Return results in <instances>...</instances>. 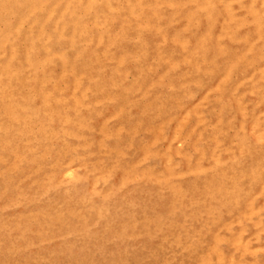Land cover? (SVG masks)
<instances>
[{"label":"rangeland","instance_id":"374dc122","mask_svg":"<svg viewBox=\"0 0 264 264\" xmlns=\"http://www.w3.org/2000/svg\"><path fill=\"white\" fill-rule=\"evenodd\" d=\"M104 3L107 28L90 7L76 39L67 5L65 26L50 9L38 49L33 14L0 22V264H199L213 237L219 253L207 264H264V170L243 169L264 156V107L218 99V77L193 82L186 57L161 39L138 55L146 41L133 21L122 36L119 4L86 0ZM10 25L15 39H5ZM192 27L186 17L172 30ZM210 180L234 189L208 197Z\"/></svg>","mask_w":264,"mask_h":264},{"label":"bare ground","instance_id":"6f19581e","mask_svg":"<svg viewBox=\"0 0 264 264\" xmlns=\"http://www.w3.org/2000/svg\"><path fill=\"white\" fill-rule=\"evenodd\" d=\"M101 1L108 3L111 0ZM114 1L119 4L117 20L122 26V36L124 35L128 38L129 30L125 28L129 27L133 21L135 23L133 32L137 31L140 37L146 41V46L138 48V55L145 53L147 45L158 47L159 42L156 43V41L161 39L170 43V49L179 52L183 58L186 57V61L191 66L194 77L193 82L204 83L206 78L208 82L210 76L215 75L218 77V82L210 86V89L217 90L218 93L221 92L218 99H225L226 101L229 99L236 106L244 105L251 114H254L260 107H264V73H254L255 65L264 63V54L262 53L264 50V18L262 15V12H264V9L262 10L264 8V0ZM67 4L64 0H0V22L6 20L9 12L33 14L34 19L30 30L31 41H34L35 44L37 42L42 43L43 38L47 35V33L43 32V27L53 17L49 16V10H56L55 17H59L60 23L65 26V17L60 12ZM102 5V7H100V4H95L94 6L91 4L86 5V0H75L67 5L64 11L66 13L70 12V24L74 39L78 38L83 32L88 31L87 18L80 13H85L90 7L97 12L101 11L102 20L104 21L103 26L107 28L111 16L108 13V8L105 7V3ZM165 5L173 6L177 11L173 14H171L173 11L166 14L163 11ZM186 17L192 20L193 27L188 31L181 29L175 33L172 30L173 26L182 23ZM64 26L57 30L55 37L61 38ZM14 32L13 25L8 26L5 39H15L13 36ZM190 39L195 44L192 47H190V43L193 42L189 41ZM38 48H41V45L37 44L36 49ZM151 54L154 56L155 52H151ZM198 56H202V62H199ZM9 62L10 60L5 64L4 69L8 73L12 72L15 74L17 70L16 68L13 69ZM208 63V66L211 67L205 66ZM252 72L253 74H251ZM234 73L237 74L238 79L232 82L231 77ZM46 80L44 79L43 81L47 85L49 82ZM144 83H147L145 92L150 91L151 87L146 79L143 81ZM249 97L251 98L250 100H248ZM45 99L48 101L50 98L46 97ZM77 103L78 106L82 104L81 100ZM195 116L196 114L193 112L192 117L194 118ZM106 126L108 124L104 122L98 129L96 127V130L104 133ZM221 133L222 131L218 134L219 138L224 136ZM112 154L115 157V165L120 166L122 153L114 150ZM21 159V157H15L14 167H18ZM260 162L264 170V156H256L253 160H248L244 164L243 169L256 167ZM145 175H149V171ZM206 188L207 196L209 197L215 192L228 193L234 189V185L225 180L220 186H217L216 181L210 180ZM242 198L245 201V197ZM247 199H250L249 195L246 197V201ZM168 244L169 241L163 247H170V245L167 246ZM216 245L217 238L213 237L212 241L205 247L208 255L197 262L199 264L209 263L212 260L211 253H217L218 251ZM152 264H167V262L166 260L160 262H155L154 260Z\"/></svg>","mask_w":264,"mask_h":264}]
</instances>
